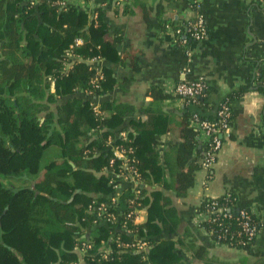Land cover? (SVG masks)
<instances>
[{"label": "trees", "instance_id": "16d2710c", "mask_svg": "<svg viewBox=\"0 0 264 264\" xmlns=\"http://www.w3.org/2000/svg\"><path fill=\"white\" fill-rule=\"evenodd\" d=\"M37 1L30 5L27 0H0V178L3 181L0 180V264H64L74 259L71 249L80 234L87 230L105 235L112 232L104 223L91 224L90 215L84 211L93 194L106 200L111 192L106 178L97 173L109 160L106 138L109 135L119 143L118 130L128 132L129 141L125 143L133 149L143 183L160 184L159 189L150 187L149 195L146 189L143 191L140 201L141 205L148 204L146 221L143 224L128 221V226L150 243L152 264H184L179 247L187 248L195 258L204 259V246L196 244L190 232L178 239L160 238L156 242L152 239L176 231L178 211L168 192L184 197L194 183L196 171L204 167L205 153L193 157L199 143L198 132L191 125L193 114L199 119L218 121L217 112L225 105L231 126L235 116L232 102L242 92L232 91L217 104H209L211 89L204 82V89L192 103L190 98L182 96L187 107L189 104L194 107L182 115L177 132L181 146L170 148L160 156L156 150L164 120L160 112H151L147 107L146 119L139 117L127 122L134 108L107 99L100 103L103 113L95 116L83 91L92 88L90 79L94 75L86 60L97 53L110 61L128 59L130 66L138 69L135 53L125 50L118 53L123 35L115 30L108 36L109 26L102 20L99 7H89L98 13L94 24L89 10L73 5L64 8L55 4L56 0ZM188 3L192 4L190 0ZM162 8L158 3V15L162 14ZM166 20L182 31L195 21L174 25V21ZM77 37L83 42L73 45ZM104 74L102 90H93L94 93L103 94L112 89L110 70L105 68ZM50 80L54 81L53 92L49 90ZM148 94L155 100L171 96L158 85L150 86ZM209 109H215L214 114L207 115ZM48 147H55L58 153L46 160L44 152ZM13 181L21 185L14 189L12 184H6ZM127 196V190L119 196L123 208ZM217 200L223 203L225 198L220 196ZM211 202V197H205L200 204V209L210 215L201 224L215 233L223 225L232 232L239 230L235 216L223 218L216 212L210 213ZM116 235L131 240L130 234ZM99 239L95 236L94 249L99 246ZM114 254L107 260L94 256L88 263H145L141 254Z\"/></svg>", "mask_w": 264, "mask_h": 264}, {"label": "crops", "instance_id": "0c3cea01", "mask_svg": "<svg viewBox=\"0 0 264 264\" xmlns=\"http://www.w3.org/2000/svg\"><path fill=\"white\" fill-rule=\"evenodd\" d=\"M70 1L79 9L99 7L102 20L109 26L108 36L117 30L124 37L118 53L125 50L138 56V69H133L128 59L120 62L103 57L104 69L110 70L112 89L103 93L99 101L111 99L130 104L134 112L126 118L127 122L139 117L146 119L144 109L147 107L151 112H160L164 117L156 146L160 156L170 148L181 146L177 132L182 115L194 107L192 104L187 107L182 96L173 94V86L179 82L201 80L211 89L207 99L209 104H217L232 91L242 92L232 102L235 116L222 137L212 165L196 171L194 183L184 197H175L168 192L178 211L176 231L152 240L178 239L186 231L192 233L196 244L204 246L206 260L195 258L187 248L179 247L184 264H264L263 1L202 0L198 7L193 0H190L192 4L188 0ZM158 3L163 5L161 15L157 14ZM197 15L204 21L206 34L201 39L179 44L173 33L175 26L166 19L174 21L175 25L195 19ZM152 85L160 86L171 96L155 100L148 94ZM54 89V81L50 80V92ZM214 112L215 109H209L206 114ZM197 132L199 143L194 158L207 151L204 135ZM144 187L149 195L150 187L159 189L160 184L144 183ZM226 193L236 198L237 207L252 210L260 223L257 235L246 249L216 243L197 226L202 200ZM147 206L145 203L144 210L139 212L140 223L146 221ZM86 235L95 237L97 232L87 230ZM98 236L103 240L107 235L99 232ZM75 248L74 244L71 249L74 259L78 256Z\"/></svg>", "mask_w": 264, "mask_h": 264}, {"label": "built area", "instance_id": "2783aa9c", "mask_svg": "<svg viewBox=\"0 0 264 264\" xmlns=\"http://www.w3.org/2000/svg\"><path fill=\"white\" fill-rule=\"evenodd\" d=\"M30 5L37 4V0H27ZM195 6H199L202 0H193ZM55 4L61 7L72 6L70 0H56ZM74 6V5H73ZM89 18L94 24L97 23L98 13L95 10H89ZM169 28V25L166 24ZM174 37L176 41L184 45L187 43V38L193 40L201 39L206 34V27L202 17L197 15L193 24L182 31L179 27L173 29ZM82 38L77 37L74 39L73 45H80ZM99 46H97L98 48ZM67 54L70 55L68 52ZM86 63L91 64L94 70V75L90 79V89H84V93L90 99L89 107L93 111L94 115L102 114L100 109L99 98L101 93H94L93 90H102V81L104 80V66L103 57L100 53L93 55L86 60ZM69 66V65H66ZM204 82L201 80H195L190 82H179L173 86L171 92L178 96H186L193 102V98L202 92L204 89ZM81 91L79 90L78 93ZM217 115L220 120H206L199 119L197 114L194 113L191 125L198 131L202 132L205 139V145L207 151L203 160V166L208 168L212 165L216 153L222 144V133H226L230 127L229 125V112L225 105H221ZM97 131V130H96ZM97 132H100L97 131ZM98 134V133H97ZM117 137L120 138L119 143H115L111 136H107L105 144L107 151L110 153L108 163L102 166L99 175L103 176L107 180V184L111 186V192L107 195V199H100L98 194H93L88 204L85 207V213L90 215L91 224L97 225L104 223L109 226L105 239H99V246L94 249L96 243L93 235H86L83 232L75 239V250L78 251V256L64 264H90L88 260H94V256H100L103 260H107L109 256H112V252H115L116 256H122L124 252H131L135 254H141V258L144 260V264H151L149 259L150 243L145 240L144 237H140L134 228L128 226V221H132L134 224H143L138 222L139 212L143 209L144 205H141V198L144 197V183L141 174L136 166V158L133 156V149L128 142V132L125 130H119ZM127 190L129 196L126 198V206L123 208L119 204V196L123 191ZM221 197L225 200L223 203L218 202V197H212L209 211L220 214L223 218H230L235 216L237 222L240 225L239 230L232 232L227 225H223L218 232L214 230H207L202 221L209 218V212L200 211L198 215L197 226L200 230L207 233V235L216 243L225 244L231 248H241L246 245H250L260 227V223L256 218V214L244 207L236 206V198L231 194L226 193ZM215 220V218H212ZM118 232L124 234H130L131 240L124 239L123 235H116ZM216 234L213 236V234ZM98 236V233L97 235ZM83 255V256H82Z\"/></svg>", "mask_w": 264, "mask_h": 264}, {"label": "rangeland", "instance_id": "374dc122", "mask_svg": "<svg viewBox=\"0 0 264 264\" xmlns=\"http://www.w3.org/2000/svg\"><path fill=\"white\" fill-rule=\"evenodd\" d=\"M57 150H55V147H48L46 150H45V152H44V156L46 157V160H48V159H50V158H55V156L57 155ZM97 174H99V173H97ZM0 180L2 181V179L0 178ZM3 182V181H2ZM6 183V182H5ZM6 184H8V186L10 185V184H12L13 186H15L14 187V189H17L18 187H16V186H20L21 185V183H19V182H11V183H6ZM33 187V186H32ZM10 188H11V186H10ZM77 238V237H76ZM75 238V239H76Z\"/></svg>", "mask_w": 264, "mask_h": 264}, {"label": "water", "instance_id": "95a60500", "mask_svg": "<svg viewBox=\"0 0 264 264\" xmlns=\"http://www.w3.org/2000/svg\"><path fill=\"white\" fill-rule=\"evenodd\" d=\"M34 187V186H33ZM70 200H71V198H70Z\"/></svg>", "mask_w": 264, "mask_h": 264}]
</instances>
